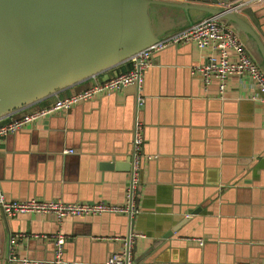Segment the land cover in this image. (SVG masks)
<instances>
[{"label":"crops","instance_id":"0c3cea01","mask_svg":"<svg viewBox=\"0 0 264 264\" xmlns=\"http://www.w3.org/2000/svg\"><path fill=\"white\" fill-rule=\"evenodd\" d=\"M190 3L232 10L264 42V0L239 9L222 2ZM150 13L160 37L208 16L200 10L158 4L151 5ZM238 33L264 69L250 37ZM206 53L193 44L179 45L154 56L144 72L141 94L145 102L140 117L143 152L151 157L143 165L136 197L139 211L131 230L143 236L134 242L137 250L132 255L138 258L175 229L161 259L154 260L155 251L139 261L264 264V102L253 98L259 91L246 75L229 76L223 90L215 79L204 86L189 68ZM117 72V67L105 70L58 96ZM114 93L78 103L0 138V191L5 197L122 203L129 179L136 88L128 85ZM55 97L26 109L49 104ZM129 219L125 214L104 213L57 221L34 212L7 217L0 210L1 264H19L5 257L10 235L20 232H60L66 236L62 257L70 264H104L111 252L122 247ZM194 238L202 239L203 244ZM53 244L24 237L18 241L16 253L51 258Z\"/></svg>","mask_w":264,"mask_h":264},{"label":"water","instance_id":"95a60500","mask_svg":"<svg viewBox=\"0 0 264 264\" xmlns=\"http://www.w3.org/2000/svg\"><path fill=\"white\" fill-rule=\"evenodd\" d=\"M175 1L177 2L164 0H0V120L52 96H57L60 92L105 70L127 62L132 55L155 42L160 36L154 30L150 13L152 4L180 8L184 11L200 10L208 16L217 15L231 22L238 32L242 31L250 37L256 52L264 63V42L254 27L230 9L190 3L195 1L217 5L219 2L233 4L238 0ZM261 1L254 2V5ZM187 45L191 46L189 43ZM174 48L176 46L173 45L154 52L151 58ZM189 72L200 78L198 74L191 72V67ZM114 94L111 92L104 96ZM136 99L137 94L135 93L132 105L134 109L132 125L136 116L142 121L140 110L145 102L144 98L143 103L137 105ZM131 139L132 127L129 152ZM144 162L145 158H142L140 181H142ZM110 166L112 165L109 164L108 167ZM195 209L192 213L198 211L199 208ZM189 217L188 214L186 219ZM129 224L130 232L133 229V218L129 219ZM172 230L153 242L142 252V255L134 260H142V257L153 255L155 251L158 252L154 260L161 259L159 255L163 249L168 247ZM3 243L2 234L0 264L4 255ZM136 250L134 245L132 252ZM151 261L153 259H150L149 263Z\"/></svg>","mask_w":264,"mask_h":264},{"label":"built area","instance_id":"2783aa9c","mask_svg":"<svg viewBox=\"0 0 264 264\" xmlns=\"http://www.w3.org/2000/svg\"><path fill=\"white\" fill-rule=\"evenodd\" d=\"M260 0H240L230 5V8L239 9L249 3ZM191 43L199 50H206V56L197 64L191 66V72L198 74L204 86L210 84L214 79L223 90L227 78L231 75H246L258 88V96L264 102V69L249 54L244 42L241 40L238 31L231 24L223 21L217 15H210L196 22L190 23L159 37L149 46L139 50L132 55L128 62L130 68L117 72L103 80L95 81L85 88L71 92L65 96H56L49 104L33 107L24 113L16 116H8L0 120V138L25 129L28 125L48 116L66 112L74 105L97 99L98 97L115 92L128 85L136 88V104L143 103L144 96L141 94L144 72L152 65L151 55L168 46H179ZM144 126L137 116L132 125L131 149L129 159V179L125 188V197L122 203H110L104 200L96 201H75L65 202L59 199L29 198L24 200L7 199L0 191V210L7 217H13L18 213L34 212L44 216L51 215L57 221L67 216H87L92 214L117 213L125 214L133 218L138 213L136 197L140 186V170L142 158L148 159L151 156L143 152ZM72 151V150H68ZM143 234L129 232L121 237L122 247L111 252L104 261V264H199V263H168V262H142L135 261L132 255V247L138 237ZM24 237L51 240L54 243L52 258H30L19 256L16 253L18 241ZM65 235L58 232L55 234H40L32 232L13 233L9 237L6 260L20 264H70L71 262L62 257ZM118 239V237H114ZM195 239V238H194ZM198 244L202 245L203 240L196 238ZM246 264V263H240Z\"/></svg>","mask_w":264,"mask_h":264},{"label":"trees","instance_id":"16d2710c","mask_svg":"<svg viewBox=\"0 0 264 264\" xmlns=\"http://www.w3.org/2000/svg\"><path fill=\"white\" fill-rule=\"evenodd\" d=\"M131 64L127 61L124 62V64H121L120 66H117L118 69H120V71H125L128 68H130ZM25 111H27V109L22 110L20 113H16L17 115H20L21 113H24Z\"/></svg>","mask_w":264,"mask_h":264},{"label":"rangeland","instance_id":"374dc122","mask_svg":"<svg viewBox=\"0 0 264 264\" xmlns=\"http://www.w3.org/2000/svg\"><path fill=\"white\" fill-rule=\"evenodd\" d=\"M154 30L156 31V33H158V35H159V32H158V30H156L155 28H154ZM263 68V67H262Z\"/></svg>","mask_w":264,"mask_h":264},{"label":"bare ground","instance_id":"6f19581e","mask_svg":"<svg viewBox=\"0 0 264 264\" xmlns=\"http://www.w3.org/2000/svg\"><path fill=\"white\" fill-rule=\"evenodd\" d=\"M231 5V4H230Z\"/></svg>","mask_w":264,"mask_h":264}]
</instances>
